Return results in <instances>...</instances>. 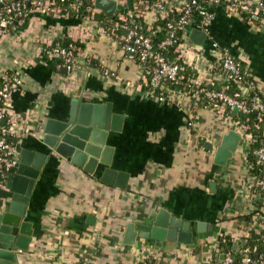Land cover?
<instances>
[{
  "label": "crops",
  "instance_id": "crops-1",
  "mask_svg": "<svg viewBox=\"0 0 264 264\" xmlns=\"http://www.w3.org/2000/svg\"><path fill=\"white\" fill-rule=\"evenodd\" d=\"M212 11L213 38L244 59L264 92V24L221 5ZM78 23L72 15L31 11L0 35V77L18 71L21 79L9 107L20 134L11 142L39 151L43 145L34 135L41 119L62 118L73 98L110 103L122 115L120 131H111L106 142L114 147L111 167L128 173V181L118 188L69 163L45 164L23 217L31 224V241L27 250H16L13 264H135L146 257L154 264H209L213 253L224 257L218 235L230 237L238 253L246 235L264 234V195L255 189L246 154L237 146L224 165L214 162L215 148L231 128L194 99L182 104L147 97L136 86L139 63L97 27L91 36L81 35ZM74 40L84 43L88 57H78L69 71L60 56L45 53L54 42L65 46ZM202 44L207 48L205 39ZM89 59L117 78L104 76ZM161 208L191 223L192 243L165 241L159 248L139 237L132 245L123 242L126 223H148ZM197 223L204 227L199 230Z\"/></svg>",
  "mask_w": 264,
  "mask_h": 264
},
{
  "label": "built area",
  "instance_id": "built-area-1",
  "mask_svg": "<svg viewBox=\"0 0 264 264\" xmlns=\"http://www.w3.org/2000/svg\"><path fill=\"white\" fill-rule=\"evenodd\" d=\"M113 1L116 5L127 4V0ZM214 5L223 6L225 11L248 22L258 19L261 25L264 24V0H182L179 4L170 0H133V11L116 8L109 16L112 19L108 23L98 20L97 16L104 13L95 6V0H0V35L14 23H22L31 11L54 17L72 15L79 19L76 27L86 37L91 36V30L97 27L102 35L118 46L121 53L139 63L141 73L136 84L139 90L158 102L178 103L182 99L183 104L187 99H194L239 134L237 146L246 154L247 160V147L251 142L249 124L235 120L233 110L243 114L256 112L260 120L264 112V98L260 93L264 95V92L253 79L244 59L234 57L228 48L213 38L209 27L213 18L211 6ZM77 12L81 15L76 16ZM168 12H177L179 16L175 23L167 22V35L158 46H174L175 57L172 59L159 52L151 38L141 33L138 24H135L137 18H143L150 24L166 17ZM150 13L154 14L152 21L148 19ZM192 26L205 33L207 48L190 40L188 34ZM178 30H182L180 38ZM47 54L60 56L68 71L74 67L76 57H88L83 56V49L59 43L52 46ZM99 71L104 76L117 78L116 72L103 64L99 66ZM229 80L237 84L244 81V84L239 90L228 92L226 83ZM20 82L18 71L0 77V185L3 184L6 170L18 162V153L11 138L20 133L18 125L11 118L9 107ZM252 90L255 92L246 98ZM252 155L259 166V175H253L254 186L261 193L264 191V145L255 148ZM250 250L242 239L238 253L243 263L264 264V250L257 259L249 256ZM232 261L231 253L227 252L220 264H231Z\"/></svg>",
  "mask_w": 264,
  "mask_h": 264
},
{
  "label": "water",
  "instance_id": "water-1",
  "mask_svg": "<svg viewBox=\"0 0 264 264\" xmlns=\"http://www.w3.org/2000/svg\"><path fill=\"white\" fill-rule=\"evenodd\" d=\"M95 6L111 16L116 8L133 11V0H127L126 5H116L113 0H95ZM189 38L202 44L205 33L192 29ZM236 111L234 109L233 113ZM121 124L122 115L113 113L110 103L79 102L78 98H73L62 118L45 117L36 123L34 137L43 149L28 150L13 139L18 162L6 170L5 180L0 185V264L15 263L16 250L28 249L32 228L23 217L35 181L48 162L69 163L89 174H99L105 184L126 187L129 175L111 167L114 147L106 143L110 132L120 131ZM239 139V134L233 130L222 135L215 148L214 162L224 165L235 152ZM197 226L200 230L204 223ZM137 237L153 241L159 248L165 241L190 244L191 223L178 220L161 208L149 217L148 223L141 220L126 223L123 242L132 245Z\"/></svg>",
  "mask_w": 264,
  "mask_h": 264
},
{
  "label": "trees",
  "instance_id": "trees-1",
  "mask_svg": "<svg viewBox=\"0 0 264 264\" xmlns=\"http://www.w3.org/2000/svg\"><path fill=\"white\" fill-rule=\"evenodd\" d=\"M211 9H212V6H211ZM75 14L76 16L81 15L80 12L79 13L77 12ZM178 16H179V13L177 12H168V15L166 17L159 18L151 22L150 24L146 22L143 18L141 19L137 18L135 20L136 21L135 24H138L139 26L138 30L141 33L151 38L154 47L159 52H162L167 57L172 59L175 57V53L173 52L174 46L160 48L158 45L161 42V40L167 35V32H168L167 22L171 21L175 23ZM97 18L98 20H104L106 23H108V21L112 19L111 17L106 16L104 14L98 15ZM251 23L256 24L258 26L261 25L258 19H254ZM152 30H155V32H153ZM177 35L180 38L182 36V30H178ZM55 43L56 42H54L52 46H54ZM59 44H62V43L59 42ZM67 44H71L74 49L76 48L84 49V43L79 40L67 41ZM51 47L47 48L45 50V53H47L51 49ZM89 65L100 66L99 63L95 61L94 59H89ZM226 84L228 86L227 88L228 92H231V91L239 90V88L244 84V81H241L239 84H237L235 81L229 80ZM254 92H255L254 90L250 91L248 95L246 96V98H249ZM260 95L262 96V98H264L263 94L260 93ZM233 117L235 120L245 121L249 124V128H250L249 133L251 135V142L249 143V148L247 149V160L249 162V168H250L252 175L258 176L259 166L256 165L255 163V158L252 155V151L255 148H258L264 145V112L261 114L260 120L257 118L256 112H250L248 114L236 112L233 114ZM246 118H247V121H246ZM261 193L264 195V191ZM217 238L221 243L219 251L223 252L224 254L227 252L231 253L233 257V261L231 264H244L242 261L241 254L235 252L233 248L234 242L230 237L226 235H218ZM244 241H245V244L249 246L251 249L249 256L252 259H257L258 255L263 253V250H264V234L263 233H249V235H246V237L244 238ZM153 261H154L153 259L146 257L142 260H139L135 264H154ZM220 261L221 260L219 259V253H213L212 258L209 261V264H220ZM249 264H259V263L252 262Z\"/></svg>",
  "mask_w": 264,
  "mask_h": 264
},
{
  "label": "rangeland",
  "instance_id": "rangeland-1",
  "mask_svg": "<svg viewBox=\"0 0 264 264\" xmlns=\"http://www.w3.org/2000/svg\"><path fill=\"white\" fill-rule=\"evenodd\" d=\"M153 18H154V14H153V13H150V14L148 15V19H149V21H152ZM186 39H188V37H187ZM187 41H188V40H187ZM187 41H186V42H187ZM77 59H78V57L75 58V63L77 62Z\"/></svg>",
  "mask_w": 264,
  "mask_h": 264
}]
</instances>
